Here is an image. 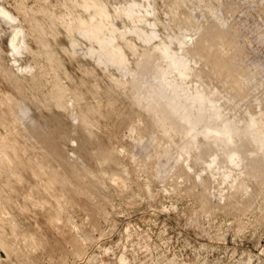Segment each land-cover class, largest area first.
Returning a JSON list of instances; mask_svg holds the SVG:
<instances>
[{
    "label": "rangeland",
    "instance_id": "374dc122",
    "mask_svg": "<svg viewBox=\"0 0 264 264\" xmlns=\"http://www.w3.org/2000/svg\"><path fill=\"white\" fill-rule=\"evenodd\" d=\"M0 264H264V0H0Z\"/></svg>",
    "mask_w": 264,
    "mask_h": 264
}]
</instances>
